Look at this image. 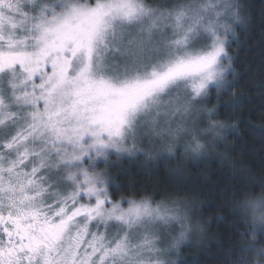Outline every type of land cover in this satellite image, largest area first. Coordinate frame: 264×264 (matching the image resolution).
<instances>
[{
    "label": "snow or ice",
    "instance_id": "6c2138e0",
    "mask_svg": "<svg viewBox=\"0 0 264 264\" xmlns=\"http://www.w3.org/2000/svg\"><path fill=\"white\" fill-rule=\"evenodd\" d=\"M238 19L234 0H0V264H176L185 201L116 198L100 163L207 150Z\"/></svg>",
    "mask_w": 264,
    "mask_h": 264
},
{
    "label": "trees",
    "instance_id": "16d2710c",
    "mask_svg": "<svg viewBox=\"0 0 264 264\" xmlns=\"http://www.w3.org/2000/svg\"><path fill=\"white\" fill-rule=\"evenodd\" d=\"M234 3L242 22L233 24L234 35L229 34L230 81L223 90L210 89L202 105L214 110L220 135L200 155L185 152L186 141L171 154L145 144L132 156L111 159L106 169L116 198L185 201L188 223L197 222L201 232H189L172 254L176 264L262 259L252 250L264 248V232L256 231L253 239L241 202L264 192V0Z\"/></svg>",
    "mask_w": 264,
    "mask_h": 264
},
{
    "label": "clouds",
    "instance_id": "9594fccd",
    "mask_svg": "<svg viewBox=\"0 0 264 264\" xmlns=\"http://www.w3.org/2000/svg\"><path fill=\"white\" fill-rule=\"evenodd\" d=\"M242 22V19H241V16L239 15V19L234 21L233 24H236V23H241ZM232 24V25H233ZM194 155V154H193ZM261 197H264V192H262L260 195H253V196H249L247 197L246 199H244L242 202H241V207L244 211L248 210L250 208V205H249V201L250 200H256L258 198H261ZM248 219H249V223L252 225L253 229L256 230V231H259L261 229H264V221H261L259 220L258 218H253V216L251 215V213L249 212L248 214ZM187 239V238H186ZM186 239L184 241L181 242L184 243L186 241ZM253 239H255V237H253ZM180 244V245H181ZM179 245V246H180ZM178 246V247H179ZM264 249V248H262ZM254 264H261L260 260H256L254 261Z\"/></svg>",
    "mask_w": 264,
    "mask_h": 264
},
{
    "label": "rangeland",
    "instance_id": "374dc122",
    "mask_svg": "<svg viewBox=\"0 0 264 264\" xmlns=\"http://www.w3.org/2000/svg\"><path fill=\"white\" fill-rule=\"evenodd\" d=\"M232 29H233V26H232ZM229 38H230V35L228 36V40H227V44H226L227 52H228V44H229V41H230ZM228 56L231 57L230 54H229V52H228ZM227 64H228V61L225 60V65L227 66ZM231 64H232V57H231ZM230 70H231V66H230V68L228 69V71L225 73V81H224L223 85L219 88V91L225 89L226 86L228 85V83H229V81H230V80H229V76H230V74H231V71H230ZM210 89H216V88H215V87H210ZM210 89H209V90H210ZM150 148H151V146H150ZM151 149H153V148H151ZM127 156H128V155H122L120 158L127 157ZM113 158H116V159H117V157H116L115 154H113V155L110 157V160L113 159ZM100 169L106 171V169L104 168L102 162L100 163ZM192 232H193V233L195 232L196 234H199V233L201 232V230H200V226H199V224H198L197 222H192ZM188 234H189V233H188ZM174 253H176V251H175ZM174 253H172V254H174ZM172 254H170V259L172 258Z\"/></svg>",
    "mask_w": 264,
    "mask_h": 264
}]
</instances>
